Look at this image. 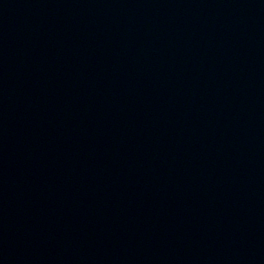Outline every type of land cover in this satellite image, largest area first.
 <instances>
[{"label":"water","instance_id":"water-1","mask_svg":"<svg viewBox=\"0 0 264 264\" xmlns=\"http://www.w3.org/2000/svg\"><path fill=\"white\" fill-rule=\"evenodd\" d=\"M82 97L264 240V0H3Z\"/></svg>","mask_w":264,"mask_h":264}]
</instances>
